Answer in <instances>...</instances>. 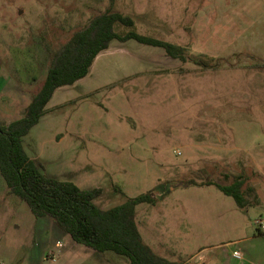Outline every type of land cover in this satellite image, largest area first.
<instances>
[{
	"label": "rangeland",
	"instance_id": "rangeland-1",
	"mask_svg": "<svg viewBox=\"0 0 264 264\" xmlns=\"http://www.w3.org/2000/svg\"><path fill=\"white\" fill-rule=\"evenodd\" d=\"M110 4L0 0V121L21 117L40 89L48 47ZM113 8L140 33L185 46L188 61L133 39L111 41L87 76L55 91L23 138L27 153L50 177L103 187L102 208L150 191L157 202L137 205L136 221L144 241L172 261L264 264L256 222L264 220V0H114ZM238 175L246 209L205 184ZM51 252L58 264H129L36 217L0 173V264H52Z\"/></svg>",
	"mask_w": 264,
	"mask_h": 264
},
{
	"label": "trees",
	"instance_id": "trees-1",
	"mask_svg": "<svg viewBox=\"0 0 264 264\" xmlns=\"http://www.w3.org/2000/svg\"><path fill=\"white\" fill-rule=\"evenodd\" d=\"M113 5L114 0H111L110 7L92 16L58 48L48 47L50 61L40 89L21 117L8 123L0 121V173L10 193L24 200L36 217H51L75 242L99 252H114L126 257L129 264H181L155 252L142 237L136 207L141 203L156 204L157 198L150 191L126 196L123 202L102 208L95 200L102 195L103 187L81 188L73 181L48 176L23 144L24 136L47 114V105L55 91L87 76L96 57L111 41L133 39L163 48L169 56L183 62L188 61L185 46L140 33L135 19L115 10ZM119 24L121 27L117 29ZM194 61L200 65L204 60L196 58ZM204 66L210 65L206 62ZM245 182V177L238 175L230 184L214 181L205 184L216 185L232 196L241 209H246L251 202L246 197ZM189 184L198 183L189 181Z\"/></svg>",
	"mask_w": 264,
	"mask_h": 264
},
{
	"label": "built area",
	"instance_id": "built-area-1",
	"mask_svg": "<svg viewBox=\"0 0 264 264\" xmlns=\"http://www.w3.org/2000/svg\"><path fill=\"white\" fill-rule=\"evenodd\" d=\"M256 222L259 224V226L261 227V229H264V220L259 219V220H257ZM56 246H57V247H62L63 244H62L60 241H58V242L56 243ZM233 255H234L236 258H241V257H242V254H241L239 251H234V252H233ZM47 260H48L50 263H52V264H58V254H57V252H51V253L48 255Z\"/></svg>",
	"mask_w": 264,
	"mask_h": 264
},
{
	"label": "crops",
	"instance_id": "crops-1",
	"mask_svg": "<svg viewBox=\"0 0 264 264\" xmlns=\"http://www.w3.org/2000/svg\"><path fill=\"white\" fill-rule=\"evenodd\" d=\"M96 202V201H95ZM257 221V220H256ZM67 234V233H66ZM234 251H239V250H234ZM233 251V252H234ZM240 252V251H239ZM241 253V252H240ZM233 257H235L234 255H232ZM236 258V257H235ZM242 258V257H241ZM238 259V258H237ZM240 259V258H239ZM240 264H246V263H240Z\"/></svg>",
	"mask_w": 264,
	"mask_h": 264
}]
</instances>
